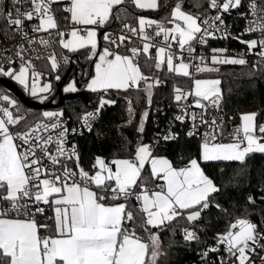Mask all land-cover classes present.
<instances>
[{
	"label": "snow or ice",
	"instance_id": "1",
	"mask_svg": "<svg viewBox=\"0 0 264 264\" xmlns=\"http://www.w3.org/2000/svg\"><path fill=\"white\" fill-rule=\"evenodd\" d=\"M186 2L11 0L5 7L0 0V21L6 24L0 34L5 39L20 38L14 51L0 46V75L18 82L31 96L47 99L52 84L42 82L43 74L31 57L34 50L26 48L24 42L49 47L58 36L61 48L70 52L88 49L89 59L98 57L86 85L92 92L135 90L143 92L151 106L153 90L165 80L142 69L150 73L153 67L166 68L170 74L191 79V90L173 89L181 110L174 120L183 123L191 119L192 128L186 135H201L198 158L188 159L181 167L155 155V143L145 144L141 138L128 157L107 160L97 156L86 170L77 145L67 146L69 135L77 129H69L64 111H44L26 131H14L13 126L23 117L0 105V264H159L165 255L163 233L180 231L187 244L204 243L200 222L212 208L229 217L228 226L200 252V264H264V255H260L264 252V219L258 225L251 219L253 213L246 210L245 215L235 216L219 203L216 197L222 189L202 167L209 162L244 163L252 154H264V124H257L259 113H244L240 126L229 133V142H222L224 121L221 118L218 122L211 111L220 110L221 81L194 76L219 71L210 65L247 63L243 55L227 56V49H212L210 57L195 54L196 46L207 45L209 38H217V32L228 37L224 15L239 12L245 0H192L195 12L185 10ZM59 4L64 6L54 8ZM135 10H163L166 14L149 18L139 12L133 15ZM247 10L240 13L247 20L243 34L260 33V37L240 42L249 53L264 59V0H248ZM61 11L67 15L58 20ZM210 11L215 15L210 16ZM130 19L135 20L134 25ZM61 22L70 30H61ZM116 22L121 25L119 34L113 30ZM29 32L46 33L48 38L30 37ZM134 41L139 45L129 47ZM258 47L261 51L254 52ZM46 59L53 70L61 60L67 63L66 57L58 59L55 52ZM17 61L18 70L12 66ZM64 91L76 92V81ZM190 97L193 99L188 103ZM0 101L17 106L9 95H0ZM114 103L101 96L95 112L80 117L83 126L91 131V122L106 105ZM193 107L200 112L190 111ZM128 112L135 115L131 99ZM148 115L147 110L142 113L137 129L141 134ZM202 127L205 131L200 133ZM178 136L169 129L161 139L176 140ZM70 163L75 167H69ZM260 201L264 203V195ZM247 203L255 206L256 198L249 195ZM259 211L264 214V208ZM181 220L190 227H174Z\"/></svg>",
	"mask_w": 264,
	"mask_h": 264
},
{
	"label": "trees",
	"instance_id": "2",
	"mask_svg": "<svg viewBox=\"0 0 264 264\" xmlns=\"http://www.w3.org/2000/svg\"><path fill=\"white\" fill-rule=\"evenodd\" d=\"M191 4L192 0H187L184 5L185 10L197 11V9L191 7ZM204 7H207L206 3ZM199 11H203V8L199 9ZM136 12L157 19L166 14L163 10L160 12L135 10L133 15ZM129 22L135 24L134 19H130ZM100 42L102 45H107L102 40ZM67 56H69V59L70 56L71 58H78V77L75 79L78 85L77 92L88 93V102L78 97L75 100L66 101L56 108L61 109L65 114L76 117L77 114L90 109L91 106H97L102 95L115 100L114 104L106 105L101 110L99 118L91 131L85 132L78 137L79 152L81 154L80 163L86 170L91 168L95 156H101L107 160L128 157L130 153H134L135 147L141 138L143 143H155V154L167 156L176 167L183 166L190 158H198L201 142L196 136L188 137L180 129L177 132L179 136L176 140L165 141L157 135L158 131L161 130L160 126L165 117V114L158 109L172 104L173 89L175 87L188 86V78L170 74L166 71V68L160 70L159 77L164 79L165 83L153 90L152 104L149 106L145 94L143 92L137 93L135 90L127 93L109 91L107 94L88 91L85 86L89 77L93 74V61L96 60V57L89 59L87 49L68 52ZM68 67L69 63L61 65L56 69L57 71L54 70L56 72L47 64H43L41 68L49 73L48 76L54 86V77L64 74ZM217 68L219 71L212 72V74L218 75L221 81L220 88L224 100V110L231 112L233 121L239 123L240 114L243 111H247V109H252L259 113L257 123L260 122L264 118V61L260 62V64L247 61L245 65H218ZM142 70L149 75H153L155 71L154 67L150 73L146 69ZM72 78L74 77L72 76ZM69 80L71 78H68ZM126 94L128 97H126ZM82 96L84 97V94ZM129 99H131L135 111L133 116H130L128 112ZM16 101L18 109L26 111L31 119L41 117V110L28 109L19 100ZM11 108L14 109L16 106H11ZM146 108L149 115L144 125V132L141 134L137 129L141 113ZM130 119L132 120L131 123H129ZM202 167L205 169L206 174L213 178L215 183L222 189L221 193L216 197L219 203L235 216L245 215L246 210L253 213L251 219L260 224L261 219H264V214L259 211L263 208L260 196L264 195V154H252L246 158L244 163L209 162L202 164ZM249 195L256 198L257 203L255 206L247 203ZM41 220H43V217H41ZM228 220L229 217L221 214L215 208L204 213L200 222V227L204 228V231L199 233L204 243L193 242L187 244L183 240L180 231H177L175 235L171 231H165L161 237L165 255L160 257L159 264H185L194 259L200 247L213 240L212 238L216 233L226 230ZM174 227L179 229L190 227V225L186 221L181 220Z\"/></svg>",
	"mask_w": 264,
	"mask_h": 264
},
{
	"label": "built area",
	"instance_id": "3",
	"mask_svg": "<svg viewBox=\"0 0 264 264\" xmlns=\"http://www.w3.org/2000/svg\"><path fill=\"white\" fill-rule=\"evenodd\" d=\"M3 2H4L5 7H7L10 5L11 0H3ZM247 2H248V0H245L244 7L240 8L239 12H237L236 10H233L230 14L224 15L225 27H226V30L228 32V37L223 38L222 33L217 32L216 33L217 38H209L207 45L196 46V53H195L196 55L203 54L206 57H210L212 49H227L228 51H227L226 55L229 57L239 58L241 55H243V57L247 61H251L254 64H260V62L264 61V59H262L259 55L249 53L247 46L240 42V41H248V40H252V39H257L260 37V33L243 34L245 28L247 27V20L242 18L240 13H247V11H248L247 10ZM62 7H60V8H62ZM54 8H58L57 5H54ZM24 10H27V8H25ZM65 14L66 13H64L62 11L58 12L57 13L58 20L61 17L65 16ZM209 15L210 16L215 15V12L210 11ZM251 18L252 17L249 13L248 19H251ZM34 22H36V21H34ZM5 26H6L5 22L0 21V29H3ZM120 27H121V25L119 22H116V24H114L113 30L116 32V34H119ZM61 30L69 31L70 29L65 27L64 22H61ZM149 31H151V30H149ZM29 36L30 37L31 36H43L45 38H48V34H46V33L37 34V33L29 32ZM65 38H67V36ZM19 40H20L19 36H16L13 39H5L4 36L2 34H0V46L12 48L13 51L15 50L14 46L17 44V42H19ZM24 43H25L26 48L30 47L31 49L34 50L31 52V57L33 59V64L35 65V68L37 71L40 70V68L42 67V65L44 63L50 64V62L46 59V57L51 55L53 52L56 53L58 59H60L61 57H66L67 63H69L70 59H69V56H67L68 50L63 49L59 46V37L58 36H55L53 38V43L49 47H45V46L40 45L38 43L33 44L31 46H29L26 42H24ZM138 45H139V41H134V42H131L129 44V47L138 46ZM259 51H261V49L259 47L254 50V52H256V53H258ZM153 55H154V50H153ZM37 56L41 57V59H36L35 57H37ZM70 58H71V56H70ZM0 62H2V57H0ZM61 62H62V60H61ZM207 62L210 64V61H207ZM5 66H7V65H5ZM12 66L15 67L16 69H18L19 61H17V63L12 65ZM210 66H214L216 68L218 67V65H210ZM197 74H199V73H194V76H197ZM3 79L11 80L10 77L0 75V81ZM188 82H189L188 86L180 87V88L184 89L185 91L191 90V87H192L191 79L188 78ZM6 92H9V91H7V89H5L0 83V95H5ZM192 99L193 98L190 97L188 103H191ZM171 102H172L171 105H169L167 107L162 106L160 109H158L161 111V113L165 114L164 120L160 126L161 130L158 131V133H157V135H159L160 137L168 134L169 129H171V131L173 133H177L178 130L180 129L186 135V133L188 131H190L192 128V121L189 118H186L183 123H181L180 121L174 120L175 116L181 114V110L178 107L176 101L174 100V96H173V100ZM0 105L9 106L7 104V102H3V101H0ZM98 106H91L90 109L80 112L79 114L76 115V117L71 116L69 114H65L64 119L68 122L67 126L69 127V129H72V128L77 129V132L75 134L69 135L68 145H67L68 147H71L72 144H75V145H77V149L79 151L78 137L83 135L85 132L89 131L87 129V127L83 126L82 121L80 120V117H82L83 114H85L86 112H95V110L97 109ZM10 107H11V105H10ZM156 111H157V107H156ZM190 111H194V112L199 113L200 109H196L193 107L190 109ZM211 111H212V114L217 117L218 122L221 118L223 119L225 133H224V138H223L222 142H229V139H230L229 133H231L233 131V129L238 128L240 125L237 122H234L233 119H229V117L233 118V114L231 112L224 110L223 97L221 100L220 110L212 109ZM41 118L42 117H36V118L31 119V117L26 116V118L24 117L20 121L19 125L13 126V130L14 131H26L28 127L35 124ZM98 118H99V116L94 121L91 122L92 127L97 122ZM257 124L258 125L264 124V118L261 119V121L258 122ZM204 131H205V129L202 127L200 129V133H203ZM257 135H260L258 131H257ZM196 137L201 142V135H197ZM262 142H264V141H262ZM69 167L74 168L75 164L70 163ZM263 208H264V203H263ZM47 215L51 216V211L48 212ZM254 223H256V222H254ZM211 244H213V240L208 241L204 246L200 247L197 250L194 259L186 262L185 264H200V252L203 251L208 245H211ZM221 255H223V253H221ZM260 255H264V252H261ZM210 259H215V256H211Z\"/></svg>",
	"mask_w": 264,
	"mask_h": 264
},
{
	"label": "water",
	"instance_id": "4",
	"mask_svg": "<svg viewBox=\"0 0 264 264\" xmlns=\"http://www.w3.org/2000/svg\"><path fill=\"white\" fill-rule=\"evenodd\" d=\"M71 66L67 68V70L64 72L63 75H56L54 77V88L55 90L52 91L55 96H57V99L55 100L54 97H51L47 99H39L36 97H28L22 89L17 86L16 83L9 79H3L0 81L1 85L7 89L17 100H19L21 103H23L26 107H29L30 109H47V108H56L60 107L62 103L70 100H75V98L81 97L85 101L88 102V93H81V92H75V93H65L63 92V85L68 82V78L70 75ZM74 81L78 77L77 69H75L73 72ZM59 76L60 79L57 80L56 77ZM76 86H78L76 84ZM51 93V94H52ZM84 94V97L82 96ZM48 96V93L46 94Z\"/></svg>",
	"mask_w": 264,
	"mask_h": 264
},
{
	"label": "rangeland",
	"instance_id": "5",
	"mask_svg": "<svg viewBox=\"0 0 264 264\" xmlns=\"http://www.w3.org/2000/svg\"><path fill=\"white\" fill-rule=\"evenodd\" d=\"M103 46H105V45H103ZM107 46V45H106ZM88 50V49H87ZM121 51H123V49H121ZM88 54L90 55V51L88 50ZM98 58V57H97ZM61 65H66V63L65 62H61L60 63V66ZM18 70V69H17ZM154 73H153V76H156V77H159L160 76V70H157V69H155L154 68ZM39 72H41L42 74H43V79H42V82H50L51 84H52V89L53 90H55V88H54V86H53V83H52V80L49 78V73H47V71H43V70H38ZM57 71V70H56ZM56 71H54V72H56ZM92 72H93V75H94V68L92 67ZM165 73H167L166 71H165ZM195 78H198V79H219V77H218V75H215V74H212V73H199V74H197V76H195ZM11 80L14 82V83H16L17 84V86H19V88L20 89H22L23 90V92L28 96V97H30V98H32L33 96H31V94H30V92L28 91V90H26V89H24V87L23 86H21L18 82H16V81H14L12 78H11ZM74 80L73 79H71V80H69L67 83H65L62 87H63V92H65L64 91V88L65 87H67V85L69 84V83H71V82H73ZM89 81H90V79H89ZM191 84H192V82H191ZM86 85H87V83H86ZM51 89V91H50V93H48V95H50L51 93H52V90ZM86 89H87V87H86ZM88 90V89H87ZM89 91V90H88ZM66 93V92H65ZM75 93V92H74ZM5 95H9L10 96V98L11 99H14V100H16L9 92H6L5 93ZM103 96V95H102ZM101 97V96H100ZM126 97H128V95L126 94ZM104 98L105 99H109L108 98V96H106V95H104ZM100 99V98H99ZM99 105V103L97 104V106ZM8 107H10V105L8 106ZM14 109H16V110H14ZM14 109H12L11 107H10V110H12L13 111V114H14V116L15 115H19V116H21V117H25L26 118V116H28L27 115V113H26V111H24V110H19L18 109V107L16 106V108H14ZM18 109V110H17ZM28 109H30L29 107H28ZM145 110H147V108L146 109H144L143 111H142V113L145 111ZM44 111H61V109H59V108H47V109H42L41 110V113L42 112H44ZM252 112H255V110H252V109H247V111H243L241 114H240V117H241V115L242 114H244V113H252ZM141 113V114H142ZM130 114V113H129ZM142 116V115H141ZM140 120H141V118H140ZM140 123V122H139ZM239 125L241 124V120H240V118H239V123H238ZM145 144H147V143H145ZM95 157H97V156H95ZM111 159H113V158H111ZM111 159H109V160H111ZM162 251L164 252V250H163V247H162ZM161 257H163V256H161Z\"/></svg>",
	"mask_w": 264,
	"mask_h": 264
},
{
	"label": "flooded vegetation",
	"instance_id": "6",
	"mask_svg": "<svg viewBox=\"0 0 264 264\" xmlns=\"http://www.w3.org/2000/svg\"><path fill=\"white\" fill-rule=\"evenodd\" d=\"M77 59L78 58H70V60H69V66H71V71H70V75H69V77L72 79V75H73V71H74V69H77ZM73 70V71H72ZM51 97H54V99L56 100L57 99V96H55L54 95V93H52V94H50V95H48L47 96V99H49V98H51ZM47 99L45 100V101H47ZM17 100V99H16Z\"/></svg>",
	"mask_w": 264,
	"mask_h": 264
},
{
	"label": "crops",
	"instance_id": "7",
	"mask_svg": "<svg viewBox=\"0 0 264 264\" xmlns=\"http://www.w3.org/2000/svg\"><path fill=\"white\" fill-rule=\"evenodd\" d=\"M63 6V4H59V5H57V7L58 8H60V7H62ZM61 14V13H60ZM62 15V14H61ZM65 15H67V14H65ZM146 16V15H145ZM148 17V16H147ZM150 18V17H149ZM134 25V24H133ZM68 38V37H67ZM66 38V39H67ZM105 45V44H104ZM106 46V45H105ZM100 49H98V51H99ZM68 52H70V51H68ZM96 59H97V57H96ZM61 63V62H60ZM45 65H46V63H44ZM47 66H49L50 67V64H47ZM42 67H43V65H42ZM93 68H94V65H93ZM40 70H43V68H40ZM61 75H63V74H61ZM93 75V74H92ZM91 77H89V79H90ZM73 80H74V78H72ZM89 82V80L87 81V83ZM86 87V86H85ZM78 88V87H77ZM155 155H157V154H155ZM158 156H162V157H166V158H168L167 156H165V155H158ZM120 158H126V157H120ZM169 159V158H168ZM147 167V166H146ZM144 175L145 176H147L148 175V172L147 171H145V173H144ZM51 215H52V212H51Z\"/></svg>",
	"mask_w": 264,
	"mask_h": 264
},
{
	"label": "bare ground",
	"instance_id": "8",
	"mask_svg": "<svg viewBox=\"0 0 264 264\" xmlns=\"http://www.w3.org/2000/svg\"><path fill=\"white\" fill-rule=\"evenodd\" d=\"M239 117V116H238Z\"/></svg>",
	"mask_w": 264,
	"mask_h": 264
}]
</instances>
